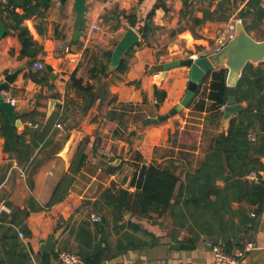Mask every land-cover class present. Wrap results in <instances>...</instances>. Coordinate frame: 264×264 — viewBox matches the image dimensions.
<instances>
[{
	"label": "crops",
	"instance_id": "crops-1",
	"mask_svg": "<svg viewBox=\"0 0 264 264\" xmlns=\"http://www.w3.org/2000/svg\"><path fill=\"white\" fill-rule=\"evenodd\" d=\"M157 1L85 0L81 24L76 0H52L47 10L38 9L22 22L42 47L35 56H22L18 33L0 24L6 29L0 40V82L8 73L20 70L16 81L3 91L5 99L14 100L13 108L20 116L16 119L22 121L18 132L27 126L43 128L52 120L40 146L31 154L32 158L48 155L31 183L29 168L26 170L5 150V138L0 134V217L6 218V228L15 227L21 243L18 248L30 252L34 264L39 252L44 253L42 243L60 228L64 229L55 242L56 257L51 264H60L58 254L63 250L78 255L84 264L85 257L101 248L100 264H230L216 261L208 245L214 235L200 227L190 231L185 217H140L130 210V215H124L125 210L119 216L105 200L97 199L111 184L134 192L143 181V167L150 164L161 168L176 165L184 172L195 170L210 149L213 136L228 127L223 121V109L228 100L229 67L224 63L205 72L192 99L176 115L158 124L144 121L170 112L186 95L190 68L173 67L163 76L162 65L182 59L186 52L202 57V52L212 51L216 38L230 22L243 23L238 14L249 0H165L166 9L158 8L153 18L157 27L154 34L135 46L128 57V69L108 71L100 80L89 78L94 59L105 62L127 29L134 28L139 33ZM260 4L264 7V0ZM15 11L24 13L21 7ZM42 12L44 17L40 16ZM0 19L14 21L7 11L0 14ZM252 21L253 17L248 18L247 25ZM94 23L100 29H94ZM246 31L256 40H264V19ZM160 37L172 50L167 56L158 54ZM35 60L45 66L52 64L58 73L56 79L46 68L35 69ZM76 70L86 82L95 83L99 97L86 114L79 108L70 113L69 124L76 125L68 132L66 124L58 123V119L65 103L77 99L69 85ZM31 73H37L36 78ZM156 87L166 92L161 102L156 97ZM34 111L40 114L35 118L42 124L32 125ZM82 136L90 138L87 159L68 195L52 204L53 189L68 171L77 148L72 141ZM27 139H31L30 134ZM45 141H51V146L42 148ZM97 200L101 202L97 204ZM30 204L41 208L25 217L23 213ZM239 206L233 203L235 210ZM241 206V219L234 215L231 226L228 215L221 235L231 240L243 238L245 244L256 243L257 248L247 251L237 264H264V205L259 211L256 206ZM12 219L18 224H12ZM240 220V231L235 233L233 226ZM20 230L24 237L19 236ZM236 249L237 245L232 253Z\"/></svg>",
	"mask_w": 264,
	"mask_h": 264
},
{
	"label": "trees",
	"instance_id": "trees-1",
	"mask_svg": "<svg viewBox=\"0 0 264 264\" xmlns=\"http://www.w3.org/2000/svg\"><path fill=\"white\" fill-rule=\"evenodd\" d=\"M260 1L249 0L246 7L238 14L247 30L254 26L256 21L264 19V7ZM51 4L52 0L0 2V14L7 11L14 20L11 22L0 19V24L18 33L22 44V56H35L42 49L29 30L22 26V22L34 11L41 8L47 10ZM18 7L24 9L23 14L15 11ZM160 7L166 9L165 0H158L148 13L143 27L138 29L141 40L136 45H140L154 34L157 27L153 23V18ZM44 15L45 12L40 14L41 17ZM250 17H253V21L252 25L248 26L247 19ZM136 45L126 52L115 71L125 72L128 69V57ZM112 53L113 51L108 53L105 62L98 58L94 59L92 67L88 70L90 79L100 80L103 75L108 74ZM31 76L36 78L37 73H31ZM69 85L75 90L77 99L73 98L65 103L64 112L58 119V123L66 124L67 131L72 130L76 125V122L69 124L70 113L79 108L83 115L86 114L99 97L95 83L86 82L83 77L78 76L77 70L71 74ZM236 93L237 102L244 108L230 119L225 130L213 136L210 149L195 170L184 172L176 165L161 168L150 164L143 167V181L134 192L126 188H117L115 184H111L97 199L105 200L106 204L112 206L119 216H122L125 210H130L140 217H152L153 215L161 217L165 214L171 215L174 219L185 217L190 231H195L197 227H200L203 232L214 235L213 241L210 242L213 245H221L227 253H232L235 245L237 248H243L245 245L243 238L231 240L221 234L227 226L228 218L226 217L228 215L231 217V226L235 223L234 215L241 219L244 212L242 204L256 206L257 211L264 205V161L262 160L264 157V62L258 65L253 63L246 65L237 82ZM155 94L160 102L166 97V92L158 87L155 88ZM33 115L32 125L39 122L35 116L40 114L34 111ZM19 117V115L16 116V118ZM73 118L72 120L75 121V115ZM51 123L52 120L49 119L44 127L39 129L27 126L20 133L15 123L0 110V134L5 138V150L14 155V158L26 170L29 168L30 183L37 169L48 159V155L32 158L31 154L40 146ZM39 124L42 123L39 122ZM29 134L31 139H27ZM251 134L253 137H250ZM68 138L69 135L66 136V139ZM89 142L90 138L86 136L77 145L68 171L62 175L53 189L50 203L64 199L70 192L76 176L87 159L86 148ZM48 146H51V141H45L41 145L42 148ZM54 147H57V144ZM253 173L257 175V178H251ZM100 200L96 203L99 204ZM233 203H238L240 206L235 210ZM28 208L23 213L25 217L31 211L40 210L41 207L30 204ZM0 220L2 222L0 225V231H2L0 234V264H34L31 253L24 251V248H18L21 243L15 227L10 225L6 228V218L3 215ZM10 222L18 224L14 219ZM242 222L240 220L237 225L233 226L235 233L240 231ZM22 228L28 235H31V231L25 225ZM102 254L103 249L101 248L85 257L84 264H100ZM55 257V251L39 252L37 264H51Z\"/></svg>",
	"mask_w": 264,
	"mask_h": 264
},
{
	"label": "water",
	"instance_id": "water-1",
	"mask_svg": "<svg viewBox=\"0 0 264 264\" xmlns=\"http://www.w3.org/2000/svg\"><path fill=\"white\" fill-rule=\"evenodd\" d=\"M86 9L85 0H76V10L79 15V21L82 24L84 20V11ZM6 29L0 27V40L5 35ZM141 40V35L134 29L129 28L126 30L122 38L117 42L113 53L111 62L108 67V71L115 70L120 64L122 58L126 52ZM264 62V40H256L245 29L243 23L238 21L235 29V37L222 49L221 52L213 53L206 56L192 57L190 52H186L182 59H176L163 64V76L165 72L173 67L188 66L190 68V79L186 91V95L175 108L170 112L161 115L157 118H149L145 120V124L160 123L169 119L171 116L176 115L182 108L192 99L194 93L197 91L198 85L202 80L206 71L211 69L217 64H226L229 67L228 75V100L223 109V121L225 125L229 124L230 119L241 111L244 106L237 102L236 85L240 79L242 72L248 63L259 64ZM46 69L51 73L53 79H56L58 73L55 71L52 64H47ZM20 70L8 73L4 77V81L0 82V110L4 112L15 125L21 126L22 121L16 119V112L12 103L5 99L3 91L8 90L9 85L13 84ZM51 103H57L56 100H52ZM75 145L77 146L78 138L75 139ZM74 146V145H73ZM130 211H125L124 215H130ZM64 228L56 230L53 236H50L48 240L41 245L42 252H51L56 248V240L60 237Z\"/></svg>",
	"mask_w": 264,
	"mask_h": 264
},
{
	"label": "built area",
	"instance_id": "built-area-1",
	"mask_svg": "<svg viewBox=\"0 0 264 264\" xmlns=\"http://www.w3.org/2000/svg\"><path fill=\"white\" fill-rule=\"evenodd\" d=\"M217 1H222V0H217ZM92 27L94 29H100V26L96 23H94ZM235 29H236V22L235 21L230 22L227 26V29L224 32L220 33V35H218V37L216 38L214 47L211 49L212 51H204L202 52V55L207 57L208 55H210V52L211 53L221 52L222 49L228 44V42L234 39ZM198 56L199 55H192V57L194 58H197ZM33 67L35 69H40V70L46 68L45 64L40 60H35L33 63ZM9 101L11 103L14 102V100L12 99H10ZM58 126L61 127V124H59ZM250 137H252V134L250 135ZM251 178L255 179L257 178V175L253 173L251 175ZM95 218L100 219L99 216H96ZM19 236L20 237L25 236L22 230L19 231ZM208 245L212 247L214 251L215 259L218 263L226 262L230 264H237L238 261L244 257L247 251H251L257 248L256 243L254 241H249L244 245L243 248H238L233 253H227L221 245H213L211 242H209ZM58 257L60 264H83L78 255L69 251H65V250L60 251Z\"/></svg>",
	"mask_w": 264,
	"mask_h": 264
},
{
	"label": "rangeland",
	"instance_id": "rangeland-1",
	"mask_svg": "<svg viewBox=\"0 0 264 264\" xmlns=\"http://www.w3.org/2000/svg\"><path fill=\"white\" fill-rule=\"evenodd\" d=\"M143 43V42H142ZM158 44V54L159 55H169L171 53V49L169 48L168 44H165L164 40L162 41L161 37L159 39V41L157 42ZM116 46V45H115ZM185 54V53H184ZM180 55V54H179ZM169 62V61H168ZM82 74H87L85 72H82ZM84 138V136H82V138L76 143L77 145L79 144V142ZM45 189L43 190V196L42 197H46V195L44 194ZM46 193L48 194V189L46 190Z\"/></svg>",
	"mask_w": 264,
	"mask_h": 264
}]
</instances>
